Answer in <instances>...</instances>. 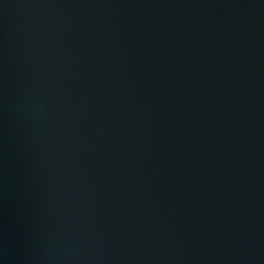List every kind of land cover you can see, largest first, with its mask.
I'll use <instances>...</instances> for the list:
<instances>
[{"label": "water", "instance_id": "1", "mask_svg": "<svg viewBox=\"0 0 264 264\" xmlns=\"http://www.w3.org/2000/svg\"><path fill=\"white\" fill-rule=\"evenodd\" d=\"M2 264H264V0H0Z\"/></svg>", "mask_w": 264, "mask_h": 264}, {"label": "clouds", "instance_id": "2", "mask_svg": "<svg viewBox=\"0 0 264 264\" xmlns=\"http://www.w3.org/2000/svg\"><path fill=\"white\" fill-rule=\"evenodd\" d=\"M0 264H2V262H0Z\"/></svg>", "mask_w": 264, "mask_h": 264}]
</instances>
